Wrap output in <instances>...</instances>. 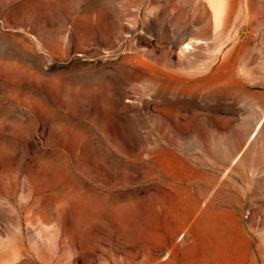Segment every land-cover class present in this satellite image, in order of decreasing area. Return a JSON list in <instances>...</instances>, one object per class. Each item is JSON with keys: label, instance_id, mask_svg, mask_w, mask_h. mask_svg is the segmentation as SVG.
Instances as JSON below:
<instances>
[{"label": "rangeland", "instance_id": "1", "mask_svg": "<svg viewBox=\"0 0 264 264\" xmlns=\"http://www.w3.org/2000/svg\"><path fill=\"white\" fill-rule=\"evenodd\" d=\"M263 107L264 0H0V264H264Z\"/></svg>", "mask_w": 264, "mask_h": 264}, {"label": "bare ground", "instance_id": "2", "mask_svg": "<svg viewBox=\"0 0 264 264\" xmlns=\"http://www.w3.org/2000/svg\"><path fill=\"white\" fill-rule=\"evenodd\" d=\"M249 4V2L247 1V5ZM264 108V107H263ZM263 120V117L259 120V122L261 121L262 122ZM263 123V122H262ZM244 235V234H243ZM246 255L249 257L251 254H250V251L248 250V252H246Z\"/></svg>", "mask_w": 264, "mask_h": 264}]
</instances>
